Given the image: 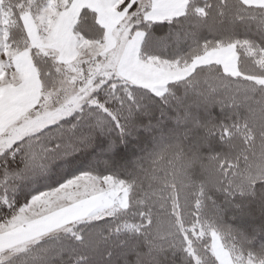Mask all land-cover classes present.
Here are the masks:
<instances>
[{
	"label": "snow or ice",
	"instance_id": "1",
	"mask_svg": "<svg viewBox=\"0 0 264 264\" xmlns=\"http://www.w3.org/2000/svg\"><path fill=\"white\" fill-rule=\"evenodd\" d=\"M237 18L256 21L259 43L225 27ZM241 45L264 57V0L228 10L210 0H0V264H169V251L171 264H264V224L226 228V260L214 254L215 223L169 249L146 239L113 171L122 143L157 110L165 116L181 85L231 99L229 58ZM183 119L206 129L205 141L218 126ZM258 186L264 200V166L249 170L241 195Z\"/></svg>",
	"mask_w": 264,
	"mask_h": 264
},
{
	"label": "trees",
	"instance_id": "2",
	"mask_svg": "<svg viewBox=\"0 0 264 264\" xmlns=\"http://www.w3.org/2000/svg\"><path fill=\"white\" fill-rule=\"evenodd\" d=\"M211 3L225 6V10L238 5L239 0H210ZM225 27L237 32L241 37L247 36L260 42L256 21L239 18L235 22H225ZM204 35H208L207 32ZM240 75H231L232 82L229 94L232 97L228 107H213L210 113L194 112V115L205 120L213 118L218 125L213 129L207 141L203 139L206 129L192 128L188 131V142L199 145V150L177 156L170 162L166 172L152 175L134 173L125 167L129 147L115 158L113 171L129 189V207L135 215H130L129 222L140 225L136 229L146 239L169 249L179 244L180 239L198 236L204 226L215 222L216 210L212 196L206 189V184L214 181L213 169L223 164L225 183L237 170L234 157L238 156L241 147L246 146L248 130L264 126V84L254 80L264 76V57L256 56L251 47L240 46L237 51ZM159 112V110H157ZM219 125H227L231 133L225 131L221 136ZM247 153L239 155L242 165L247 159ZM219 160L213 163L215 158ZM255 160L250 163L249 170L264 166L260 151L255 153ZM234 208L224 219L223 229L218 233L224 245H230L232 239L225 234V229L231 227L237 231L253 232L264 224V200L261 199L259 186L255 195L246 191L244 195L238 192L233 198ZM239 206V207H237ZM143 216V219L141 218ZM247 220L243 223L241 220ZM151 221V223H149ZM257 237L260 233L256 232ZM260 241L257 239V247ZM169 264L173 259L171 252L166 257ZM178 259V257H177Z\"/></svg>",
	"mask_w": 264,
	"mask_h": 264
},
{
	"label": "clouds",
	"instance_id": "3",
	"mask_svg": "<svg viewBox=\"0 0 264 264\" xmlns=\"http://www.w3.org/2000/svg\"><path fill=\"white\" fill-rule=\"evenodd\" d=\"M209 71L202 70L198 73L201 76ZM202 90L188 91L181 85L175 96L169 99L166 105V115L161 116L160 112H155V119L149 127H138L122 143V147H129L128 159L125 167L134 173L152 175L157 172H166L170 162L177 156L185 155L189 152L199 150V145L188 142L189 123L183 119L186 113H199L204 111L210 113L213 107H228L230 99H224L227 93L220 89L215 94V99L205 100L203 97L207 92L204 86ZM248 140L246 146L241 147L238 156L234 157L237 170L233 171L231 177L225 183L224 172L220 168L213 169L214 181L206 184V189L212 196L216 197L212 201L216 210L215 226L223 229L224 219L233 210V198L241 192L245 180L249 174V166L255 160V153L260 151L261 158L264 159V126L251 127L247 132ZM247 155V159L241 165L239 155ZM245 192L247 189H244Z\"/></svg>",
	"mask_w": 264,
	"mask_h": 264
},
{
	"label": "rangeland",
	"instance_id": "4",
	"mask_svg": "<svg viewBox=\"0 0 264 264\" xmlns=\"http://www.w3.org/2000/svg\"><path fill=\"white\" fill-rule=\"evenodd\" d=\"M256 2H257V0H250V3H256ZM237 60H238V57H237ZM238 69H239V66H238ZM231 75H235V74H231ZM237 75H240V70H239V73ZM253 79L258 81L259 83L264 82V76L263 77H255ZM262 84H264V83H262ZM201 112H204V111H201ZM124 186L126 188V197H127V202L129 204V189L125 183H124ZM247 220L250 222L249 219H244V218H242L241 221L245 224V223H248ZM214 254L219 259H222V260L227 259L226 247L224 245L222 238L220 237V235L218 233L216 235V248L214 249Z\"/></svg>",
	"mask_w": 264,
	"mask_h": 264
},
{
	"label": "crops",
	"instance_id": "5",
	"mask_svg": "<svg viewBox=\"0 0 264 264\" xmlns=\"http://www.w3.org/2000/svg\"><path fill=\"white\" fill-rule=\"evenodd\" d=\"M238 54L237 51L229 58L230 62H231V66L233 69V72L235 75H237L239 73V69H238V60H237Z\"/></svg>",
	"mask_w": 264,
	"mask_h": 264
}]
</instances>
